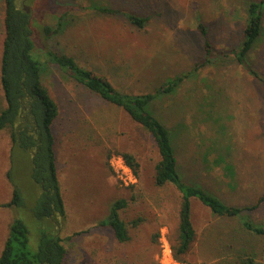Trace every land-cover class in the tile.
<instances>
[{
    "label": "rangeland",
    "instance_id": "obj_1",
    "mask_svg": "<svg viewBox=\"0 0 264 264\" xmlns=\"http://www.w3.org/2000/svg\"><path fill=\"white\" fill-rule=\"evenodd\" d=\"M249 1L21 0L37 25L42 80L60 108L53 130L66 209L61 229L66 264H235L248 256L264 264V235L248 231L242 216L219 217L196 198L195 241L182 254L184 261L175 258L182 195L173 184L155 183L160 155L153 135L123 108L46 62L50 50L71 54L126 93L152 92L168 79L186 75L181 87L154 103L155 113L174 130L182 172L226 202L249 207L264 195V86L234 53L242 43ZM66 7L69 11L60 18ZM127 13L149 20L139 28ZM4 39L5 0H0V110L6 104L1 86ZM246 62L264 76V30ZM6 135H0V256L18 214L17 207L3 204L17 187L27 203L36 194L30 163L23 158L13 162ZM208 149L211 155L206 156ZM122 152L136 155L139 176L120 167ZM224 152L226 161L207 172L205 159L215 161ZM229 164L233 178L227 176ZM119 198L129 202L122 211L128 242L100 226ZM28 215L32 232L49 229L48 222ZM243 215L264 226V200ZM34 234L33 248L38 245Z\"/></svg>",
    "mask_w": 264,
    "mask_h": 264
},
{
    "label": "trees",
    "instance_id": "obj_2",
    "mask_svg": "<svg viewBox=\"0 0 264 264\" xmlns=\"http://www.w3.org/2000/svg\"><path fill=\"white\" fill-rule=\"evenodd\" d=\"M70 7L64 8L63 15ZM116 13L113 9H101ZM130 21L139 28L146 26L149 16L127 13ZM49 29V27H48ZM198 29L206 38L207 31L202 23ZM264 30V0H250L248 21L244 29L242 43L234 51L237 60L246 65L248 72L264 86V76L253 66L246 64L247 57L260 39ZM49 33V32H48ZM37 25L21 4V0H5V39L1 56V86L6 105L0 110V131L9 133L12 145V160L29 162L30 174L35 182V199L27 203L19 187L14 189L13 198L3 207L18 208V214L10 223L8 236L0 256V264H66L68 249L61 235L62 221L66 216L65 202L60 186L56 157V137L53 125L59 117L58 102L42 80L43 62L37 54ZM211 54L210 48L208 55ZM38 57H37V56ZM46 62L58 66L78 82L103 99L123 108L130 117L146 128L154 137L160 158L155 165L157 186L173 184L182 195L178 244L172 246L175 258L183 260L182 254L189 251L196 238L193 222L192 198L198 199L214 214L223 218L242 216L244 227L251 232L264 235V226L257 225L245 217L246 209H254L264 200L249 207L230 204L202 182L188 180L181 169L178 147L175 144L174 130L155 113L154 103L165 95L172 94L182 86L186 75L170 78L155 91L146 93H126L114 87L104 75L81 65L75 56L57 51L46 53ZM127 164L139 176L141 164L132 152L121 153ZM204 154L211 155V149ZM203 154V155H204ZM226 161L224 153H218L215 161H207V172L217 169ZM204 163V162H203ZM231 166V164H229ZM227 167H230V166ZM232 167V166H231ZM227 176L233 174V167ZM9 175L11 172L9 171ZM129 205L128 199L115 200L109 218L100 223L110 227L120 242L131 239L129 228L122 211ZM28 210V211H27ZM31 214L45 222L49 229L32 232L27 220ZM138 220L134 224H138ZM36 235H35V234ZM38 235V245L31 246L30 236ZM69 239L71 237H68ZM244 255V254H241ZM235 264H255L254 258L239 257Z\"/></svg>",
    "mask_w": 264,
    "mask_h": 264
},
{
    "label": "built area",
    "instance_id": "obj_3",
    "mask_svg": "<svg viewBox=\"0 0 264 264\" xmlns=\"http://www.w3.org/2000/svg\"><path fill=\"white\" fill-rule=\"evenodd\" d=\"M119 164H120V167L127 172V169L131 170V173L133 174L134 171L133 169L127 164V162L125 161L124 157L121 156L120 159H119Z\"/></svg>",
    "mask_w": 264,
    "mask_h": 264
},
{
    "label": "crops",
    "instance_id": "obj_4",
    "mask_svg": "<svg viewBox=\"0 0 264 264\" xmlns=\"http://www.w3.org/2000/svg\"><path fill=\"white\" fill-rule=\"evenodd\" d=\"M6 132H8V131H6V130L0 131V135L4 137V135H6ZM2 141H4L7 145H10L9 139L4 138Z\"/></svg>",
    "mask_w": 264,
    "mask_h": 264
},
{
    "label": "water",
    "instance_id": "obj_5",
    "mask_svg": "<svg viewBox=\"0 0 264 264\" xmlns=\"http://www.w3.org/2000/svg\"><path fill=\"white\" fill-rule=\"evenodd\" d=\"M24 7H25L26 11H27L28 13H30V6L25 5Z\"/></svg>",
    "mask_w": 264,
    "mask_h": 264
}]
</instances>
